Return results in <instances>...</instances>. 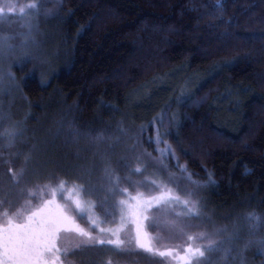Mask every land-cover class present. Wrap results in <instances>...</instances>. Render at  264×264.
Wrapping results in <instances>:
<instances>
[{
    "label": "trees",
    "instance_id": "obj_1",
    "mask_svg": "<svg viewBox=\"0 0 264 264\" xmlns=\"http://www.w3.org/2000/svg\"><path fill=\"white\" fill-rule=\"evenodd\" d=\"M43 1L59 6L47 42L60 52H51L44 75L33 59L14 72L30 109L24 122L42 138L39 146L64 152L66 179L77 174L72 162L83 168L107 156L119 121L147 126L163 113L165 131L179 133L166 136L179 162L195 179L214 173L216 183L201 189L206 207L236 223L246 242L251 231L239 214L264 213V0H222L223 7L216 0ZM156 83L145 98L143 89ZM92 192L82 199L95 203L99 226L110 225L112 200ZM254 236H264V224Z\"/></svg>",
    "mask_w": 264,
    "mask_h": 264
},
{
    "label": "rangeland",
    "instance_id": "obj_2",
    "mask_svg": "<svg viewBox=\"0 0 264 264\" xmlns=\"http://www.w3.org/2000/svg\"><path fill=\"white\" fill-rule=\"evenodd\" d=\"M33 2V0H0V5L7 7L8 5H20L24 6L28 3ZM36 2L41 4L40 15L38 16V27L34 28L33 34L36 38V43H29L27 46H19L20 41L23 39L22 34L28 32L27 24L31 21L36 24L37 16L35 12L25 9L24 14L19 12L15 13H4L0 14V43H7L17 45L7 57H0V70L5 73L10 69L15 75L14 67L22 64L28 59H33L34 70L38 71L44 75L45 70L50 65V60L52 58V51L59 53L55 46H52V41L47 42L48 34V22L54 11H58L59 6L55 5L51 10L50 15H44L46 7V2L43 0H36ZM5 38H9L5 40ZM24 51L31 52L30 57L23 56ZM31 61V60H30ZM16 81L20 84V88L16 87H5L0 90V201H3L2 210H8L10 213L15 212L16 209H24L28 211L29 208L35 209L41 206L43 201L55 199L57 204L65 205L67 203L64 196L60 195L57 191L53 197L49 194L43 186L50 184L55 187L57 184V177L66 178L67 173L65 171L66 160L64 158V152L59 149H55L50 143L46 144V141L41 142L39 146L37 143L42 140L38 132L30 128L28 124H25V118L29 114L27 110L29 108L28 102L22 93L21 80L15 75ZM7 81V77H5ZM159 83L155 85H150L144 88L142 95L146 97L151 96V92L158 87ZM156 95V94H155ZM133 110V107H132ZM158 117H162V122L160 119H155V127H146L145 132H141V126H136L132 122L126 124L119 121L116 126L117 135L112 137V143H109V139L106 140L109 149H106L104 154L107 155L105 158L110 159L112 167L116 170V173L124 177L129 175L128 169L122 166V158L130 157L139 154L140 152L147 151L152 154L153 157H158L159 153L156 151L157 145L152 143L148 149L145 146L146 136H155L156 129L158 128L161 133L165 131V114H160ZM27 119V118H26ZM18 122V123H17ZM18 127L22 130V135L16 136L12 140L9 133ZM123 130V131H122ZM60 131L55 135L54 139H57ZM48 137V136H47ZM163 140L166 136L162 137ZM37 142V143H36ZM70 142V140H67ZM136 145V152H130L129 148L131 145ZM170 144V143H169ZM160 148H164L165 145L161 143ZM31 155L32 160L28 165L23 177H19V183L14 182L11 175L12 172L19 173L20 169L24 167V156ZM77 155V154H76ZM78 160H81V155L78 154ZM148 170L143 174H133V179L144 180L145 177H151L152 179L166 178L167 172L162 169L157 161H153L148 157ZM169 159V158H168ZM165 160L168 165V171L170 170L169 161ZM86 163L85 166L79 165L78 163L72 162L71 165L75 172L73 177L77 179V182L88 188V177L94 181L93 184V194L95 195H106L114 203L118 199H126L119 192L115 195L111 194L107 189L110 187L109 182L105 176L104 172V158L102 161L97 162L94 159ZM68 164V163H67ZM173 172V171H172ZM177 173V172H175ZM179 174V173H177ZM88 176V177H87ZM185 182H182V184ZM122 186L129 189V192L135 194V190L132 185L128 184L127 181H122ZM175 188V185H170ZM191 187V185H189ZM31 190L33 195H29ZM140 191H147V186L140 187ZM84 193L83 195H86ZM182 196L185 195L183 192L180 193ZM201 196L202 192L199 193ZM68 194L65 193V196ZM25 201L30 202L25 204ZM53 210L54 207H53ZM183 209L179 205H174L171 209L161 210L159 212L153 213L149 212L148 215L153 214L161 217L162 220L176 221V223L185 225L189 221L185 220L181 216H177V213H183ZM206 213V217L203 219H192L190 223L192 227H186L185 232L188 235H195L197 233H213L216 228L221 226H228V232H220L218 235L212 236L211 238L218 243L223 241L221 245L225 250L231 249L230 253L214 251L211 254L205 248L206 256L210 255L209 261H201V264H261L257 254L260 252L258 246L255 243L250 244L241 253V248L245 244L239 236H233L232 226L234 223L225 224L223 221L219 220L217 216L207 207L203 209ZM71 215L76 216L78 223L82 226L89 228L93 231L95 235H98V231L91 228L89 223H84L82 218L79 217L75 212H70ZM114 214L116 215V220L110 225L100 226L103 228H116L120 225V214L118 210L114 209ZM210 216L211 219H208ZM147 232L149 233V240L151 244L164 250L166 248L180 249L186 242L187 237L185 235L179 234L175 229L171 227L164 226L161 227H148ZM255 232L248 234V240L251 239L255 241ZM134 235V226L131 224L127 225L119 234V238L125 241V244L121 246L120 249L110 246H97L95 248L86 247L79 245L80 237L75 233H67L62 235L59 244L61 247L67 246L68 253L62 255V260L64 264H176L171 258L165 260L158 256H153L143 249H139L135 243H128L131 237ZM239 235V233H238ZM232 237L229 239V237ZM251 236L253 238H251ZM104 239H114L115 237L105 235ZM246 240V241H248ZM207 243L206 240H196L194 242L195 246L203 247ZM79 245L78 247H75ZM257 250L259 251L257 253Z\"/></svg>",
    "mask_w": 264,
    "mask_h": 264
},
{
    "label": "snow or ice",
    "instance_id": "obj_3",
    "mask_svg": "<svg viewBox=\"0 0 264 264\" xmlns=\"http://www.w3.org/2000/svg\"><path fill=\"white\" fill-rule=\"evenodd\" d=\"M217 7H223L222 0H216ZM41 4L33 0L24 6L20 5H0V14L4 13H25V9L35 12L37 16L36 24L31 21L27 24L28 32L23 35L19 46H27L30 42L36 43L34 28L38 27V16L40 15ZM51 9H45L44 15H50ZM222 35H230L225 32ZM9 38H5L7 40ZM17 47V45L0 43V57H7L8 54ZM23 56L30 57L31 52L24 51ZM7 77V81L5 79ZM20 88V84L16 81L15 75L9 69L6 73L0 70V90L5 87ZM155 119L151 121L148 127H155ZM18 123V122H17ZM72 133L78 134L79 130L72 128ZM123 131V130H122ZM141 132L146 131L145 126H141ZM155 136H148L149 142L157 145L156 151L159 153L158 157H153L147 151L140 152L137 155L122 158V166L128 169L129 175L124 177L119 176L116 170L112 167L111 161L104 158V172L109 182L110 187L107 189L111 194L115 195L119 192L126 199L115 200L112 207L119 211L120 225L116 228H103L99 226L96 218L92 215L95 210V203L89 200L82 199V195L93 190L91 184L88 188L77 182V179H66L57 177V184L55 187L46 184L43 188L53 197L59 191L61 196H64L67 203L65 205L57 204L55 199L43 201L41 206L34 210L29 208L28 211L24 209H16L15 212L8 210L0 211V264H64L62 255L68 253V247H61L59 241L62 235L67 233H75L80 237L79 245L95 248L97 246H110L120 249L125 244L124 240L119 238L120 232L129 224L134 226V235L128 243H135L139 249L145 252L163 258L165 260L171 258L176 264H201V261H209L210 255L206 256L204 249L211 254L214 251L230 253L231 249L225 250L221 247L223 241L219 243L211 237L218 235L220 232H228V226H221L216 228L213 233H197L195 235H188L185 232L186 227H192L190 223L192 219H203L206 213L203 209L206 207L204 197L201 196L200 190L207 188L209 185L216 183L214 173L205 169L207 173L206 179H195L198 175L191 172L186 164H181L176 155L175 149L167 141L163 140V136L174 134L179 136L176 129L164 131L163 133L157 128ZM22 135V130L18 127L9 133L12 140L16 136ZM102 139V136L99 137ZM163 143L164 148L159 145ZM130 152H136V145L133 144L129 148ZM148 157L153 161H157L162 169L167 172L166 178L152 179L145 177L144 180L133 179V174H143L148 170ZM171 157L176 162L178 173L168 171V165L165 163ZM32 160L31 155L24 156V167L19 173L12 172L14 182L19 183V177H23L28 165ZM122 181H127L132 185L135 194L129 192V189L122 186ZM182 182H185L182 184ZM70 185V186H69ZM170 185H175L173 188ZM191 185V187H189ZM147 186V191H140V187ZM29 195H33L31 190ZM183 192L185 195H181ZM65 193L68 195L65 196ZM30 202L25 201V204ZM107 204V199L102 201V206ZM3 201H0V208H2ZM174 205H179L185 211L177 213V216L183 217L189 221L188 224L181 225L176 221L162 220L158 215L149 216V212H159L161 210L171 209ZM53 207L55 210H53ZM75 212L79 217L85 219L92 229L98 231L95 235L93 231L89 230L78 223L76 216L70 214ZM106 215H113V211L105 208ZM211 219L210 216H207ZM242 218L248 222V227L252 233L255 232L258 226L264 224V213H258L255 210L245 211L239 214L238 220ZM104 221H100L103 223ZM238 223V221H237ZM171 227L179 234L187 237L185 244L180 249L166 248L161 250L154 247L149 240L148 227L159 228L162 226ZM233 236H238L239 228L236 223L232 226ZM105 235L115 237L114 239H104ZM232 237L230 236L229 239ZM196 240H206L207 243L203 247L195 246ZM255 243L259 251L264 254V236L259 237L255 241L249 239L241 248V253L250 244ZM76 245L75 247H78ZM71 264V262H69ZM111 264V261L108 262Z\"/></svg>",
    "mask_w": 264,
    "mask_h": 264
}]
</instances>
